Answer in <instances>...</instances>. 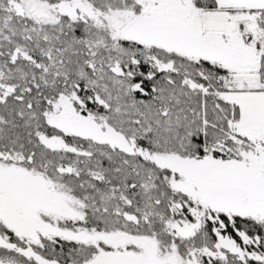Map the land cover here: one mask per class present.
Listing matches in <instances>:
<instances>
[{"label":"snow or ice","instance_id":"snow-or-ice-1","mask_svg":"<svg viewBox=\"0 0 264 264\" xmlns=\"http://www.w3.org/2000/svg\"><path fill=\"white\" fill-rule=\"evenodd\" d=\"M0 264H264V0H0Z\"/></svg>","mask_w":264,"mask_h":264}]
</instances>
